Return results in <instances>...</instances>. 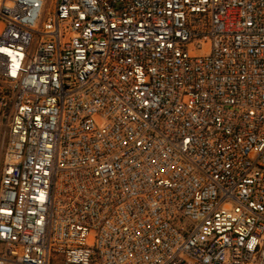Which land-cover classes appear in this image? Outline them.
I'll list each match as a JSON object with an SVG mask.
<instances>
[{"label": "built area", "instance_id": "1", "mask_svg": "<svg viewBox=\"0 0 264 264\" xmlns=\"http://www.w3.org/2000/svg\"><path fill=\"white\" fill-rule=\"evenodd\" d=\"M0 264H264V0H0Z\"/></svg>", "mask_w": 264, "mask_h": 264}, {"label": "rangeland", "instance_id": "2", "mask_svg": "<svg viewBox=\"0 0 264 264\" xmlns=\"http://www.w3.org/2000/svg\"><path fill=\"white\" fill-rule=\"evenodd\" d=\"M7 141V130L3 123H0V171H1V164H2V158L5 151Z\"/></svg>", "mask_w": 264, "mask_h": 264}]
</instances>
